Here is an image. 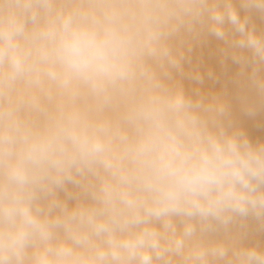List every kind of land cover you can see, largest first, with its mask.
<instances>
[{
	"label": "clouds",
	"instance_id": "obj_1",
	"mask_svg": "<svg viewBox=\"0 0 264 264\" xmlns=\"http://www.w3.org/2000/svg\"><path fill=\"white\" fill-rule=\"evenodd\" d=\"M0 264H264V0H0Z\"/></svg>",
	"mask_w": 264,
	"mask_h": 264
}]
</instances>
